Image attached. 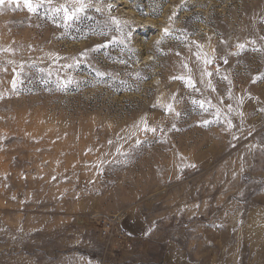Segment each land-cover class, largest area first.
I'll return each instance as SVG.
<instances>
[{
	"label": "rangeland",
	"instance_id": "1",
	"mask_svg": "<svg viewBox=\"0 0 264 264\" xmlns=\"http://www.w3.org/2000/svg\"><path fill=\"white\" fill-rule=\"evenodd\" d=\"M85 3L0 6V264H264V0Z\"/></svg>",
	"mask_w": 264,
	"mask_h": 264
},
{
	"label": "snow or ice",
	"instance_id": "2",
	"mask_svg": "<svg viewBox=\"0 0 264 264\" xmlns=\"http://www.w3.org/2000/svg\"><path fill=\"white\" fill-rule=\"evenodd\" d=\"M6 0H0V6L4 5ZM8 3H15L16 7H19L21 4V0H7ZM23 5L27 7L29 12H36L40 6L39 0H22ZM51 2V0H49ZM77 6H73L71 9L67 7V5H63L61 7L56 8L57 12H63L65 20L76 19L77 13L84 12V10L89 6L85 3V0H76ZM99 11V9H97ZM165 34H167L168 30L165 29ZM15 86V84L13 85ZM170 107V106H169Z\"/></svg>",
	"mask_w": 264,
	"mask_h": 264
},
{
	"label": "built area",
	"instance_id": "3",
	"mask_svg": "<svg viewBox=\"0 0 264 264\" xmlns=\"http://www.w3.org/2000/svg\"><path fill=\"white\" fill-rule=\"evenodd\" d=\"M113 229V222L109 221L102 230V235L104 236H108L111 232V230Z\"/></svg>",
	"mask_w": 264,
	"mask_h": 264
}]
</instances>
